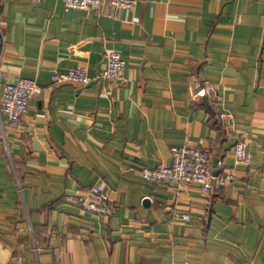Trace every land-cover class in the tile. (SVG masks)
I'll list each match as a JSON object with an SVG mask.
<instances>
[{
	"label": "crops",
	"instance_id": "crops-1",
	"mask_svg": "<svg viewBox=\"0 0 264 264\" xmlns=\"http://www.w3.org/2000/svg\"><path fill=\"white\" fill-rule=\"evenodd\" d=\"M108 53L122 81L102 78ZM69 70L89 84L54 86ZM22 79L41 92L18 129L0 114V264H264V0H0V90ZM204 83L221 105L191 100ZM183 147L235 180L210 196L145 182ZM93 186L109 216L76 202Z\"/></svg>",
	"mask_w": 264,
	"mask_h": 264
},
{
	"label": "built area",
	"instance_id": "built-area-1",
	"mask_svg": "<svg viewBox=\"0 0 264 264\" xmlns=\"http://www.w3.org/2000/svg\"><path fill=\"white\" fill-rule=\"evenodd\" d=\"M66 10H88L99 8L104 0H63ZM113 11L133 9L136 0H108ZM106 67L102 78L110 82H119L123 79L125 63L116 53L106 55ZM84 70H69L67 72H53L52 83L59 87L65 84H74L84 88L89 84ZM41 92V88L33 80L22 79L13 84H5L0 90V114L7 118V122L20 127L22 117L27 113L30 102ZM192 101L207 99L210 103L222 104L223 99L215 87L210 83L196 84L190 87ZM218 118L227 125H233L229 114L220 112ZM234 156L238 164L249 166L252 156L247 151L244 142L234 147ZM172 165L166 168L162 165L155 169H143L142 176L149 184L167 183L176 186L196 185L205 196L223 189L228 183L235 180L234 174L227 171L224 174H213L210 171V155L201 149L189 147L171 149ZM82 210L89 214L109 216L112 213L108 205L109 197L98 186L85 191L83 196L75 199ZM177 218L188 220L186 215H176Z\"/></svg>",
	"mask_w": 264,
	"mask_h": 264
}]
</instances>
